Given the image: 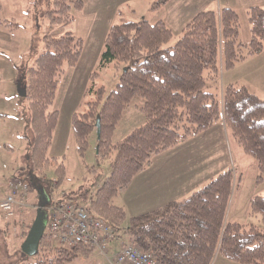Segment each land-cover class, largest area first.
Masks as SVG:
<instances>
[{
  "label": "trees",
  "instance_id": "1",
  "mask_svg": "<svg viewBox=\"0 0 264 264\" xmlns=\"http://www.w3.org/2000/svg\"><path fill=\"white\" fill-rule=\"evenodd\" d=\"M165 1L151 5L157 7ZM82 6V0H33L28 10L36 25L43 23L46 29L41 36H33L30 52L16 66L17 85L24 90L20 96L27 101L22 131L26 146L19 156L17 174L30 181V192L38 197L36 207H41L44 194L49 195L64 178L62 161L49 156L48 149L58 120L54 107L57 85L65 68L76 65L83 45L81 37L64 27L74 19L73 10ZM245 13L247 42L238 39V13L229 6L198 11L173 44H168L173 34L162 19L112 22L82 95L84 109L71 114L70 128L80 155L89 145L90 134L96 136L98 115L96 157L103 160L113 154L109 174L89 197L86 209L109 224L115 235L121 232L128 242L152 252L159 264H211L216 254L237 264H264V230L257 223L225 220L236 183L232 167L183 197L139 215L127 217L122 206L112 203L153 155L220 118L241 150L253 158L257 181L262 178L264 99L243 84H226L221 103L204 89L206 79L219 75L220 61L229 68L264 48V6L251 5ZM109 64L121 71L115 88L105 94L95 77L97 70ZM136 96L142 98L139 109L144 121L113 143L111 137L122 112ZM49 168L55 182L45 176ZM87 194V187L81 185L65 193L62 200L86 201ZM248 213L264 224V195L249 197ZM1 232L5 228L0 227ZM90 255L87 245H60L44 231L35 255L18 247L7 250L0 264H66Z\"/></svg>",
  "mask_w": 264,
  "mask_h": 264
},
{
  "label": "rangeland",
  "instance_id": "2",
  "mask_svg": "<svg viewBox=\"0 0 264 264\" xmlns=\"http://www.w3.org/2000/svg\"><path fill=\"white\" fill-rule=\"evenodd\" d=\"M153 1L125 0L120 2L115 8L114 18L111 23L118 22L122 18L131 20L150 19L149 22H151V11L147 7ZM32 3L33 0H0V192L2 193L0 196L7 189V181L14 175H17L18 178L25 180L30 185L28 178L17 174L19 156L26 146V139L22 136V131L25 126L23 110L26 107L27 101L19 93L16 81V66L23 59L22 57L30 52V48H32L31 44L34 40L33 36H41L46 29L43 23L40 26L36 25L32 14L28 11ZM236 11L238 13V39L242 42H247L249 39L247 15L240 8ZM105 13L102 5L92 6L88 3L86 6H82L79 11L73 10L74 19L67 23L64 29L73 31L81 37L83 43L82 50L89 51V46L92 44L89 35L92 21L102 19V15ZM178 35H173L168 44H173ZM37 44V50H39L40 43L37 42ZM98 56L88 71L87 83L90 73L96 69ZM220 67L224 70L223 78L219 71V75L215 79H206L204 84V89L214 93L219 103L221 102L223 86L228 81H234L235 79L239 80L237 84L245 85L248 90L264 99V48L258 53L248 55L244 59L237 61L229 68H226L223 62L220 61ZM97 71L98 75L95 77L96 84L104 86L105 94L113 90L118 82L121 69L114 67L113 64H109ZM66 96V88L64 87V83H62L61 77L54 99V107L58 110L59 124L53 134L48 155L55 156L62 161L64 178L54 187L49 195L44 194V197L49 199L48 204L50 205L60 201L65 193L76 190L81 185H84L88 189L86 201L79 199L72 201L86 206L89 197L94 193L97 185L109 174V162L113 154L110 158L103 160H99L96 157V136L94 132L89 136V145L84 153L82 155L78 153L70 128L71 114L69 117ZM84 100L85 97L82 98L81 96L75 108L77 111L84 109V105L82 104ZM141 101L142 98L136 96L132 98L126 108H131L129 110H135L137 114H141L143 120L144 114L140 111L139 107H135L134 105L136 103L139 105ZM123 112L122 114H124L123 116L126 119L129 111ZM124 118H120L121 120L118 121L115 127L114 135L111 137L113 143L124 137L132 129L131 127L133 126L131 125H135L131 123L129 126H124ZM239 150V153L235 151L232 153V165L234 164L236 183L226 209L225 220L257 223L264 230V224L259 220V217L248 213L249 197L253 194L264 195V175L257 181L259 172L254 165L253 158L245 154L241 149ZM45 176L55 182L52 168L48 169ZM98 176H100L99 180H97ZM116 196L112 199V203L114 204L119 202L120 195L117 194ZM37 202L38 197L35 193L29 191V195L24 199L23 206L17 209L13 217L9 220H4L0 215V227L6 230V232L0 233V259H5L7 250L13 251L20 247V242L24 240L25 233L31 225L30 222L35 217ZM42 202V223L44 231H47V209L49 205L44 202V199ZM119 234L121 235L122 233L120 232ZM114 236L116 235L114 234ZM126 243L130 242L126 239ZM66 245L72 246L76 244ZM88 259L77 257L66 264H86ZM211 264L237 263L218 254L213 258Z\"/></svg>",
  "mask_w": 264,
  "mask_h": 264
},
{
  "label": "crops",
  "instance_id": "3",
  "mask_svg": "<svg viewBox=\"0 0 264 264\" xmlns=\"http://www.w3.org/2000/svg\"><path fill=\"white\" fill-rule=\"evenodd\" d=\"M82 1L83 6L88 3L92 6L102 5L106 13L102 15V19L92 21L89 33L90 41H92L89 46L90 50H82L76 65L66 67L62 75V83L66 88V106H68L69 117L76 110L77 103L86 88L88 71L100 53L104 37L114 18L115 8L125 0ZM151 4L147 7L151 11V22L162 19L172 30L173 35H177L200 10L218 11L222 6H230L235 10L240 8L245 11L251 5L264 6V0H166L157 7H152ZM221 70L220 67L223 78L224 70ZM229 83H239V80L228 81L226 84ZM134 105L139 107L138 103ZM125 109L123 111H129V115L126 119L124 114L121 116V119H125L124 126L135 124L131 125L133 129L143 123L144 118L142 120L141 114H137L135 110H129L131 108ZM58 124L59 120H57L55 130ZM239 149L241 148L230 136L223 119L220 118L207 129L153 155L149 165L137 172L130 183L117 192L120 195L117 205L125 209L127 217H131L155 209L169 201L177 200L204 184L218 172L228 167L234 169L232 153L233 151L239 153ZM124 243H126L124 234L114 236L108 241L104 253L96 248L91 249L89 259L85 260L86 264H113L114 254Z\"/></svg>",
  "mask_w": 264,
  "mask_h": 264
},
{
  "label": "built area",
  "instance_id": "4",
  "mask_svg": "<svg viewBox=\"0 0 264 264\" xmlns=\"http://www.w3.org/2000/svg\"><path fill=\"white\" fill-rule=\"evenodd\" d=\"M7 189L0 196V215L9 220L23 206L30 185L14 175L7 181ZM48 234L54 242L85 244L104 252L114 237L113 229L101 218L93 216L85 206L72 200H62L48 206ZM113 264H159L152 252L132 243L123 244L115 253Z\"/></svg>",
  "mask_w": 264,
  "mask_h": 264
},
{
  "label": "water",
  "instance_id": "5",
  "mask_svg": "<svg viewBox=\"0 0 264 264\" xmlns=\"http://www.w3.org/2000/svg\"><path fill=\"white\" fill-rule=\"evenodd\" d=\"M19 93L23 94L24 90L20 88ZM95 125H96V137L98 138L100 133L99 115L96 118ZM43 232H44V228L42 223V212H41V208L37 207L35 217L28 229V232L24 240L21 242L20 245L21 250L29 256L35 255L38 250V244L40 238L43 235Z\"/></svg>",
  "mask_w": 264,
  "mask_h": 264
}]
</instances>
